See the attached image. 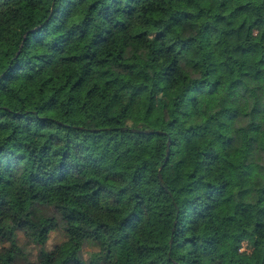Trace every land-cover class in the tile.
Wrapping results in <instances>:
<instances>
[{"label": "trees", "instance_id": "16d2710c", "mask_svg": "<svg viewBox=\"0 0 264 264\" xmlns=\"http://www.w3.org/2000/svg\"><path fill=\"white\" fill-rule=\"evenodd\" d=\"M0 264H264V0H0Z\"/></svg>", "mask_w": 264, "mask_h": 264}, {"label": "rangeland", "instance_id": "374dc122", "mask_svg": "<svg viewBox=\"0 0 264 264\" xmlns=\"http://www.w3.org/2000/svg\"><path fill=\"white\" fill-rule=\"evenodd\" d=\"M212 211L215 217V222H216V226L218 228V233L220 235V237H222L223 239H226L227 236L225 235V233L223 231H221V218L222 217H227V224L229 226H234L235 222L233 220V218L231 217V213H232V208L230 204H227L226 206L222 207L217 201H214L212 203ZM60 237L56 235V233L53 232H49L48 235V245H51L52 243H54L55 241H57ZM241 250H247V246H246V242L242 241L241 242Z\"/></svg>", "mask_w": 264, "mask_h": 264}]
</instances>
